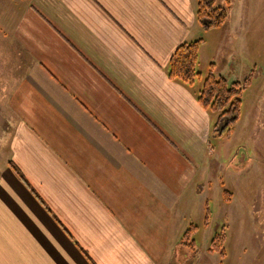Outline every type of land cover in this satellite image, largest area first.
<instances>
[{
  "label": "crops",
  "instance_id": "0c3cea01",
  "mask_svg": "<svg viewBox=\"0 0 264 264\" xmlns=\"http://www.w3.org/2000/svg\"><path fill=\"white\" fill-rule=\"evenodd\" d=\"M197 9L0 0V264H178L215 182L203 47L202 78L169 77Z\"/></svg>",
  "mask_w": 264,
  "mask_h": 264
},
{
  "label": "rangeland",
  "instance_id": "374dc122",
  "mask_svg": "<svg viewBox=\"0 0 264 264\" xmlns=\"http://www.w3.org/2000/svg\"><path fill=\"white\" fill-rule=\"evenodd\" d=\"M220 2L229 19L223 28L202 32L201 64L215 62L217 75L246 84L242 114L231 142L227 135L213 137L210 199L206 182L186 219L197 226L191 228L198 253L179 247L178 264H264V0ZM225 189L232 193L230 204ZM217 233L225 237L223 255L208 251Z\"/></svg>",
  "mask_w": 264,
  "mask_h": 264
},
{
  "label": "trees",
  "instance_id": "16d2710c",
  "mask_svg": "<svg viewBox=\"0 0 264 264\" xmlns=\"http://www.w3.org/2000/svg\"><path fill=\"white\" fill-rule=\"evenodd\" d=\"M197 18L205 32L223 28L229 19V10L220 5L218 0H198ZM204 44L203 39H197L192 42L181 45L170 61L169 77L172 80L181 81L187 85H192L196 80L202 78V73L198 69L200 47ZM246 87V84H244ZM240 81L229 82V80L216 74V63L211 62L208 72L205 76L203 87L199 93L198 101L209 111L211 115V132L212 135L231 137L235 128L240 121L243 106V91L245 87ZM17 174L23 179V175L13 166ZM231 192L227 189L224 191L226 203L232 200ZM208 212V207H207ZM208 219V214H207ZM196 225H190L185 232L181 249L198 253L196 240L193 237L192 228ZM224 235L217 233L213 236L208 251L210 253L224 254ZM186 253V252H185ZM190 254V253H189Z\"/></svg>",
  "mask_w": 264,
  "mask_h": 264
}]
</instances>
